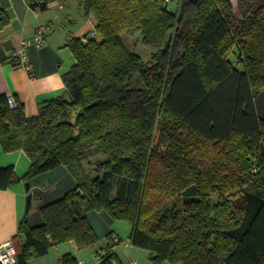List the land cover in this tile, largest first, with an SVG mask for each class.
I'll use <instances>...</instances> for the list:
<instances>
[{
    "label": "trees",
    "instance_id": "obj_1",
    "mask_svg": "<svg viewBox=\"0 0 264 264\" xmlns=\"http://www.w3.org/2000/svg\"><path fill=\"white\" fill-rule=\"evenodd\" d=\"M79 1L95 34L68 40L65 90L34 116L0 94L3 150L31 159L22 178L0 168V189L59 165L77 180L41 207L42 224L20 221L17 264L96 244L90 210L126 220L153 264H264V0ZM135 30L148 60L124 38ZM107 238L97 264L117 261L120 239Z\"/></svg>",
    "mask_w": 264,
    "mask_h": 264
},
{
    "label": "crops",
    "instance_id": "obj_2",
    "mask_svg": "<svg viewBox=\"0 0 264 264\" xmlns=\"http://www.w3.org/2000/svg\"><path fill=\"white\" fill-rule=\"evenodd\" d=\"M62 1L64 6L60 5ZM0 7L9 16L8 23L0 29V94L13 95L24 104L26 115L34 116L43 102L65 90L63 75L76 62L67 42L71 37L94 35L95 17L85 14L79 0H54L45 10L32 8L30 0H0ZM40 26L45 27L44 42L38 45L34 35ZM23 52H26L24 59ZM30 165L31 159L23 149L6 152L0 143V168L10 166L22 178ZM29 182V189L24 180L0 189V244L12 241L18 249L20 243L16 235L20 221L26 220L31 226L42 224L41 207L77 185L76 178L63 165ZM30 193L32 200L27 211ZM87 217L99 236L96 244L79 248L73 240L63 242L29 264H59L66 253L73 254L77 264H97L107 245L108 234L115 240L120 239L115 247L117 261L114 260V264H125V261L126 264H153L147 250L131 243V227L120 222L121 219L112 218L106 210H90ZM125 249L129 252L126 259Z\"/></svg>",
    "mask_w": 264,
    "mask_h": 264
},
{
    "label": "rangeland",
    "instance_id": "obj_3",
    "mask_svg": "<svg viewBox=\"0 0 264 264\" xmlns=\"http://www.w3.org/2000/svg\"><path fill=\"white\" fill-rule=\"evenodd\" d=\"M172 5L176 6V1L171 2ZM124 38L127 42V44L135 49L137 52H139L142 57L146 60H148L150 58V54L152 52V50L147 47L143 42H142V35L140 33L139 30H135V31H131V32H126L124 33ZM233 56V55H232ZM238 68H240L241 70H243V65L240 63L237 65ZM256 106L257 109L260 113H264V90L261 92V94L257 97L256 99ZM99 157H104L103 154H97L95 156H93V158H99ZM120 222H124L128 228H130V224L126 221V220H122ZM125 243V239L123 240V242H121L122 245H124ZM119 245V244H118ZM147 250V249H145ZM149 252V250H147ZM150 253V252H149ZM129 252L125 249L124 255H125V259L128 257ZM128 261V260H127ZM126 264V261L124 262ZM167 264V263H164Z\"/></svg>",
    "mask_w": 264,
    "mask_h": 264
},
{
    "label": "built area",
    "instance_id": "obj_4",
    "mask_svg": "<svg viewBox=\"0 0 264 264\" xmlns=\"http://www.w3.org/2000/svg\"><path fill=\"white\" fill-rule=\"evenodd\" d=\"M170 1V0H166ZM65 2L62 1L60 3L61 6H64ZM44 32L45 27L40 26L36 34L34 35V42L38 45H41L44 42ZM26 57V52L22 53V58ZM26 64V62L24 63ZM27 67H29L26 64ZM9 103L11 106H15V97L13 95H9ZM0 263L1 264H17V249L15 244L12 241H8L6 243L0 244ZM83 264V263H81Z\"/></svg>",
    "mask_w": 264,
    "mask_h": 264
},
{
    "label": "water",
    "instance_id": "obj_5",
    "mask_svg": "<svg viewBox=\"0 0 264 264\" xmlns=\"http://www.w3.org/2000/svg\"><path fill=\"white\" fill-rule=\"evenodd\" d=\"M230 1L232 2L234 8L236 9L237 4H238V0H230ZM26 187H27V189L30 188V182L29 181L26 182ZM78 191L81 192V189H79ZM31 200H32V194L30 193L27 197V211L30 209Z\"/></svg>",
    "mask_w": 264,
    "mask_h": 264
}]
</instances>
